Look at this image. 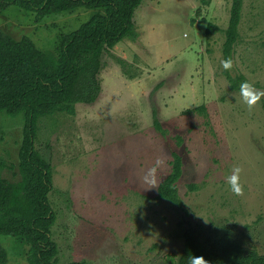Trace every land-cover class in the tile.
<instances>
[{"label": "rangeland", "instance_id": "1", "mask_svg": "<svg viewBox=\"0 0 264 264\" xmlns=\"http://www.w3.org/2000/svg\"><path fill=\"white\" fill-rule=\"evenodd\" d=\"M232 4L145 0L135 17L137 38L103 56L97 101L78 104L74 116L40 118L35 147L53 168L57 264H168L181 255L189 228L201 240L229 233L264 255V98L249 108L240 97L243 82L264 90V0H244L229 71L240 80L237 89L221 66ZM91 14L38 20L36 12L10 6L0 8V28L53 57L58 36ZM24 125V114L0 112L2 175L11 182L20 180ZM173 153L183 159V210L158 198ZM157 160L163 163L146 181ZM237 166L239 196L226 180ZM2 242L7 264H28L29 247Z\"/></svg>", "mask_w": 264, "mask_h": 264}, {"label": "trees", "instance_id": "2", "mask_svg": "<svg viewBox=\"0 0 264 264\" xmlns=\"http://www.w3.org/2000/svg\"><path fill=\"white\" fill-rule=\"evenodd\" d=\"M145 0H0V8L17 6L36 12L37 19L58 14L92 11L78 29L60 34L51 57L29 38L15 39L0 28V112L25 115L22 143L18 153L20 180L11 182L2 175L0 162V264H7L9 251L2 237L29 247L28 264H57L59 247L53 239L56 214L49 200L53 190V168L36 149L38 121L58 114L74 116L78 104H94L101 94L99 74L106 52L125 39L137 38L135 17ZM244 0H233L231 18L225 30V59L231 58L240 41ZM138 11V12H137ZM209 23L208 28L212 29ZM233 83L239 87L240 80ZM204 110V108H201ZM155 125L162 130L154 112ZM171 172L161 182L158 198L183 210L178 183L183 175V159L173 153ZM181 255L168 264H189L191 256L203 257L207 264H264V255L247 250L229 233L201 240L189 228L184 234ZM83 264V263H70Z\"/></svg>", "mask_w": 264, "mask_h": 264}, {"label": "clouds", "instance_id": "3", "mask_svg": "<svg viewBox=\"0 0 264 264\" xmlns=\"http://www.w3.org/2000/svg\"><path fill=\"white\" fill-rule=\"evenodd\" d=\"M222 68L227 71L233 68V61L231 58L224 59L221 61ZM240 97L249 108L257 105L258 102L264 98V90L258 89L254 84L249 82H243L240 86ZM163 163L161 160H157L156 164L149 169L145 176L147 181L149 176L155 175L157 168ZM242 169L240 167H233L232 174L226 177L227 183L233 194L239 196L243 194V187L240 182ZM154 182V181H153ZM189 264H207V261L203 257L191 256L189 258Z\"/></svg>", "mask_w": 264, "mask_h": 264}]
</instances>
